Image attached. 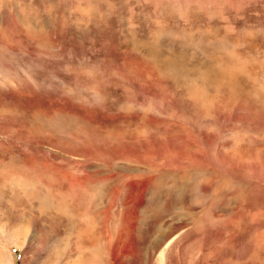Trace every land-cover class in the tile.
Wrapping results in <instances>:
<instances>
[{
	"label": "rangeland",
	"instance_id": "rangeland-1",
	"mask_svg": "<svg viewBox=\"0 0 264 264\" xmlns=\"http://www.w3.org/2000/svg\"><path fill=\"white\" fill-rule=\"evenodd\" d=\"M0 264H264V0H0Z\"/></svg>",
	"mask_w": 264,
	"mask_h": 264
}]
</instances>
